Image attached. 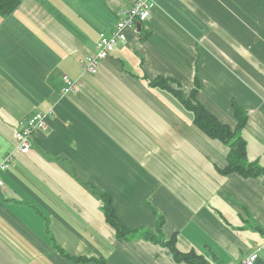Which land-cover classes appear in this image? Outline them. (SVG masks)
<instances>
[{
  "label": "crops",
  "instance_id": "1",
  "mask_svg": "<svg viewBox=\"0 0 264 264\" xmlns=\"http://www.w3.org/2000/svg\"><path fill=\"white\" fill-rule=\"evenodd\" d=\"M134 1L20 0L0 19V161L13 154L0 171V264H187L141 235L117 237L90 186L137 233L174 236L209 264L253 252L264 264V178L219 173L227 144L149 84L165 78L189 92L196 80L197 100L230 126L239 105L247 158L264 169V0H159L84 74L79 60ZM48 111L19 153L18 122Z\"/></svg>",
  "mask_w": 264,
  "mask_h": 264
},
{
  "label": "trees",
  "instance_id": "2",
  "mask_svg": "<svg viewBox=\"0 0 264 264\" xmlns=\"http://www.w3.org/2000/svg\"><path fill=\"white\" fill-rule=\"evenodd\" d=\"M20 0H0V19L10 15L18 6ZM152 86H158L170 92L176 99L193 115V124L198 127L208 137L218 139L227 144L229 152L223 167L218 168L219 173L227 175L237 173L243 177H263L264 169L256 162H250L246 154V143L241 136V132L247 121V114L239 105L232 103L233 115L235 118L234 126L225 124L217 119L207 108L197 100L198 82L195 80V86L189 91L184 92L178 84L165 79L155 78L149 81ZM91 192L101 201L102 210L119 238L127 239L141 235L144 239L155 241L167 247L172 259L175 262H184L187 264H209L201 255L194 252L181 253L175 246V237L164 240L153 233L140 231L128 227L117 216L111 197L90 186ZM74 261H87L85 257H69ZM96 264H106L103 259H94Z\"/></svg>",
  "mask_w": 264,
  "mask_h": 264
},
{
  "label": "built area",
  "instance_id": "3",
  "mask_svg": "<svg viewBox=\"0 0 264 264\" xmlns=\"http://www.w3.org/2000/svg\"><path fill=\"white\" fill-rule=\"evenodd\" d=\"M156 0H135L133 5L125 9L122 14L123 17L114 24V28L110 34H101L98 39L94 53L85 56L79 60L81 71L84 74L94 75L97 73L99 63L102 59L106 58L119 44L127 42L124 28L126 26L136 27L138 22L145 21L151 9L155 6ZM66 84L64 91L75 92L78 89V84L70 80L67 76H63ZM52 114L36 112L30 116L25 122L19 121L15 131V145L19 153L25 154L29 152L31 143V134L35 130H45L47 128V117ZM13 160V154L7 153L0 161V171H6ZM3 187V181L0 177V188ZM258 254L256 252L247 256L241 264H255Z\"/></svg>",
  "mask_w": 264,
  "mask_h": 264
},
{
  "label": "rangeland",
  "instance_id": "4",
  "mask_svg": "<svg viewBox=\"0 0 264 264\" xmlns=\"http://www.w3.org/2000/svg\"><path fill=\"white\" fill-rule=\"evenodd\" d=\"M158 2H159V0H156V4H155V6L158 4ZM155 6H154V7H155ZM154 7H153V8H154Z\"/></svg>",
  "mask_w": 264,
  "mask_h": 264
},
{
  "label": "bare ground",
  "instance_id": "5",
  "mask_svg": "<svg viewBox=\"0 0 264 264\" xmlns=\"http://www.w3.org/2000/svg\"><path fill=\"white\" fill-rule=\"evenodd\" d=\"M79 60V59H78ZM12 165V164H11ZM4 176V175H3ZM103 192V191H102ZM107 194V193H106ZM107 220V219H106ZM160 223V222H159ZM127 225V224H126ZM147 230V229H146ZM160 231V230H159ZM160 234V233H159ZM170 240V239H169ZM182 253V252H181Z\"/></svg>",
  "mask_w": 264,
  "mask_h": 264
}]
</instances>
